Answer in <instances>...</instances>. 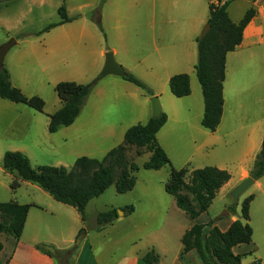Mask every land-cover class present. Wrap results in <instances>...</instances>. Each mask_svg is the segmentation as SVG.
I'll use <instances>...</instances> for the list:
<instances>
[{"label":"crops","instance_id":"obj_1","mask_svg":"<svg viewBox=\"0 0 264 264\" xmlns=\"http://www.w3.org/2000/svg\"><path fill=\"white\" fill-rule=\"evenodd\" d=\"M64 1L67 16L71 18V21L52 27L44 33L47 35L45 39H38L44 36L43 34L31 36L23 41V45L34 47L38 44L41 48L39 43L43 42L49 45L50 51L59 46L64 48L65 42H72L74 38L78 43H85V37L92 38L97 35L95 24L87 14L90 17V13L92 15L100 12L99 0ZM62 2L63 0H0V27L4 28L6 33L13 30L32 34L42 33L48 25L60 20L59 18L43 25L52 17L49 11L58 14ZM210 2L211 0H104L99 18L106 34V44L105 47L100 45L94 54L102 58V64H104L105 53L111 51L115 61L126 73L134 72L132 75L141 79L140 81L149 89L151 95L125 79L126 83L122 82L123 80L118 76H106L112 79L110 82L114 83L113 85L117 82L124 87L126 104L129 106L133 104L135 107L133 111L131 107L128 108L126 111L128 115L135 112L142 115L120 124L114 145L100 153L105 154L113 146H117L129 127L135 124H146L152 112L150 97L158 96L161 112L165 113L166 121L156 137L171 165L176 169L186 167L193 170L202 168L200 162L206 160L211 164L210 166L218 169L227 170L230 173V170H234L235 181L232 182L234 176L231 173L230 180L217 193L224 196L229 195L244 178L251 176L254 160L261 149L263 140L264 0H232L227 6L228 16L234 23L240 22L250 8L254 10V15L243 29L240 44L226 55L223 111L220 122L213 132L201 125L204 103L201 86L200 84L199 87L197 86L198 80L194 70L197 62L196 39L200 37L207 24ZM84 9H86L85 13L82 12ZM17 43L20 44L21 40ZM42 50L47 52L46 49ZM102 67L100 69L97 67L95 72L100 71ZM136 69L142 74L139 75L134 71ZM180 73L188 74L191 92L188 96L177 98L171 94L168 81L172 75ZM6 101L8 100L0 98V123H2L0 142L4 130L10 126V121L6 120L4 123L3 119L4 111L9 115V109H11ZM85 109L86 106L81 109L71 125L60 126L54 133L63 127L67 131L75 127L80 116H85ZM85 121L86 126L98 124L95 117L90 115L85 117ZM94 156L92 152H88L79 157L95 159ZM149 157L150 153H148V159ZM163 168H167L169 173L168 166L161 169ZM3 171L12 176L10 182L0 177V187L4 189L9 187L16 177L0 169V173H4ZM24 184L34 188H31L29 194L30 201L18 203L30 205L22 234L19 239H15L0 233V242L3 245L0 261L5 264H59L56 259L37 250V244L53 246L59 250L73 249L66 260H61L64 264H143L141 256L151 249L158 254L159 264H203L194 250L181 254V237L198 219L189 220L187 223L186 215L175 206L174 201L167 210L161 211L162 216L164 214L170 217L171 221L166 223L168 226L166 232L161 233L164 237L159 234L155 239L154 236L149 237V234L154 230H162L158 226L159 220L150 223L149 216L156 203L148 202L146 193L143 194L144 197L138 196L137 192L134 193L136 186L126 193L134 196L127 198L129 203L122 206L132 205L134 207L132 213L118 216L112 223L100 229H92L93 226L88 225L87 206L85 208L86 222H83L75 208L55 201L45 191L46 194L38 193L35 189L41 188L35 184L20 181L19 187ZM142 187L143 190H148L147 186ZM249 195H253L249 205L252 241L249 244L235 246L233 251L235 254L251 252L242 259L243 264H251L256 259L260 261V264H264V175L254 179L247 196ZM140 204L145 209L149 208L142 211L146 217L140 220L143 226H150L145 235L135 232L122 236L121 233L115 232L122 222L135 220L136 215L140 213L138 212ZM111 208L115 207H107V209ZM107 209L93 214L96 216L98 212ZM228 215V210H225L224 218L221 217L214 223L221 231H226L233 221L239 219L236 213L229 218L226 217ZM83 226L87 228V231L79 234ZM172 234L178 241V246L174 252L170 253L163 242L164 238L167 240Z\"/></svg>","mask_w":264,"mask_h":264},{"label":"trees","instance_id":"obj_2","mask_svg":"<svg viewBox=\"0 0 264 264\" xmlns=\"http://www.w3.org/2000/svg\"><path fill=\"white\" fill-rule=\"evenodd\" d=\"M231 1L225 0L219 4L210 2L207 19L210 28L204 37L196 39L197 62L194 70L201 86L204 103L201 125L211 132L217 128L223 111L226 55L240 44L243 29L254 15V10L250 8L240 22H232L227 13V6ZM58 14L60 20L48 25L42 32L71 21L64 5L60 6ZM91 19L100 26L99 12L93 13ZM123 79L151 95L146 86L132 74L127 73ZM168 85L171 94L177 98L188 96L191 92L189 76L186 73L172 75ZM91 87V83L81 84L74 81H60L55 85L54 91L62 106L48 115L50 133L57 131L60 126H69L74 122ZM0 98L43 112L44 101L38 96L27 97L13 86L8 70L4 66L0 68ZM165 121L166 115L161 112L158 117H151L146 124L129 127L122 142L110 149L102 159L79 157L70 169L63 166L33 167L28 157L19 151H6L2 158V167L16 177L10 185L12 190L19 187L20 181L35 184L55 201L75 208L81 220L86 222L85 207L107 188L113 185L118 194H125L134 188L136 184L134 173L139 169L135 158L150 153L149 159L142 167L148 170L169 167V177L164 189L173 198L175 206L184 212L189 220L194 221L208 210L218 191L231 176L226 170L213 166L193 170L186 167L174 168L156 137ZM250 175L253 179L264 175V135ZM252 199L253 195H249L242 201L240 219L233 221L226 231H221L212 221L205 224L193 223L181 237V254L194 250L203 264H243L242 259L251 252L235 254L233 248L252 241L253 231L249 224V205ZM29 208L30 205L14 201L0 202V233L19 239ZM122 211L128 215L134 211V207L127 205ZM228 211L233 212L234 206H229ZM117 218L114 208L98 212L92 229H100ZM86 231L87 228L83 226L79 234ZM2 248L0 242V251ZM36 248L56 259L59 264H64L61 260H66L73 251L59 250L45 244H37ZM141 261L143 264H159V256L154 250H149L141 256ZM0 264L5 263L0 261ZM251 264H260V261L256 259Z\"/></svg>","mask_w":264,"mask_h":264},{"label":"rangeland","instance_id":"obj_3","mask_svg":"<svg viewBox=\"0 0 264 264\" xmlns=\"http://www.w3.org/2000/svg\"><path fill=\"white\" fill-rule=\"evenodd\" d=\"M99 4L100 0L98 3V10L100 11L99 15H101L103 6L99 9ZM62 5L65 6L64 0ZM82 12L85 13L86 9ZM49 13L52 14V17L47 19L43 25L52 23L60 18L58 14H54L50 11ZM87 16L91 19V13L90 17L89 14H87ZM94 24L97 34L95 37H85V43H78L76 38H74L72 42H65L64 48L63 46H59L50 51L48 49L49 45L47 46L43 44V42H38L41 48L38 44H35L34 47L23 45L25 39H29L31 36L44 35L45 32L32 34L29 32H21V30H13L6 33L4 32V28L0 27V45L6 43L10 39H15L16 41L15 45L5 55L3 61V66L10 73V81L12 85L20 89L25 96H38L44 101L43 112H37L24 104L6 101L7 104L11 106V109H9V115L4 111L3 119L4 123H6V120H9L10 126L9 128L6 127V130H4L0 142L1 170H3L1 164L2 158L6 151H19L23 153L28 157L31 165L34 167L63 166L70 169L79 156L85 155L88 152H92L95 155V159H101L106 153L101 154L100 152L105 148L114 145L113 142L115 136L117 137V131L120 124L125 123V121H132V119L139 118L142 115V113L135 112L136 115L133 113L129 116L126 112L128 111V108L131 107L133 111L135 107L133 104L131 106L126 104L125 93L123 94L125 89L123 86L119 85L116 81V85H113L114 83L110 82L112 80L109 79L110 77L97 80V76L101 70L95 72V69L97 67L100 69V67H102L101 65H103V61L102 58H99V56L94 53H96V49L100 45L105 47L106 34L101 22L100 26L96 24V22H94ZM46 36L47 35L40 36L38 39H45ZM18 40H21L20 44L17 43ZM42 49H46L47 52H44ZM134 71L139 73V75L142 74L138 72L137 69ZM127 73L133 74L134 72ZM119 78L123 80L122 82L126 83L124 79L121 77ZM69 80L75 81L76 83L92 84L91 91L83 105V107L86 106V114L85 116L81 115L78 124L68 131L63 127L56 133H50L47 130L48 115L54 113L61 105L60 100L54 91V87L60 81ZM197 86L199 87L198 81ZM146 89L149 90L148 88ZM144 91L147 93L146 90ZM89 115L95 117V121L98 124L95 126L90 124L86 126L85 117H88ZM151 117L152 112L149 115V119ZM1 124L2 123H0V125ZM0 134H2V130H0ZM131 154H133V152H131ZM147 159L148 153H144L140 157L135 158V163L138 165L139 169L134 173L136 178V190L134 193L137 192V195H142V197H144L143 194L146 193V200L148 202L152 201L156 203L152 210V214L149 216L150 223L159 220L160 225L158 226L162 228V230L159 231L153 229L154 231L149 234V237L152 238L154 236L156 239L159 234L164 237V234L161 233L164 231L166 232V229H168L166 223L171 221L170 217L164 216V214L162 216V212L167 210L170 204L174 203L173 198L168 195L164 189V184L169 177L168 169L163 168L159 171L144 169L142 163ZM203 161L204 162H200L203 167L211 165L206 160ZM230 171L234 176L232 179V182H234L236 174L234 170ZM228 173L231 174L230 172ZM0 177L2 180H8L9 182L12 180L10 179L12 176L5 172L0 173ZM30 186L31 185L24 184L15 190H12L10 186L4 189L0 187V202L17 201V203H19L22 201H30L31 197L29 194L31 188H34ZM142 186H147L148 190H143ZM35 190L40 194H46L41 189ZM250 191L251 187L239 197V200L235 205L230 196L231 192L229 195L224 196L216 194L208 210L197 218V222L205 224L212 221L215 223L218 219H221V217L224 218L223 213L225 210H228L229 206H234V211H228L229 215L226 217L229 218L230 215L236 213L240 219L241 203ZM130 196L134 195L130 193H116L113 185L107 188L103 194L98 198H95V200L93 199L90 201L87 205L86 214L88 215V225L90 227L95 225V216L93 213L107 209V207L110 206L115 207L114 209H116V212L119 210L122 212L119 215L120 217L124 216L125 213L122 211V206L129 203L127 202V198ZM142 200L141 204H143ZM141 204L139 205L138 210L140 213L136 215L135 220L122 222L118 225V230L115 232L121 233L122 236H127L129 233L131 234L135 232L145 235L150 226H143L140 224V220L146 217L142 211H146L149 208L145 209ZM186 222H189L188 218ZM173 237L174 234L170 235L167 240L164 238L163 242L164 247H166L167 251L170 253L174 252L178 246V241Z\"/></svg>","mask_w":264,"mask_h":264},{"label":"water","instance_id":"obj_4","mask_svg":"<svg viewBox=\"0 0 264 264\" xmlns=\"http://www.w3.org/2000/svg\"><path fill=\"white\" fill-rule=\"evenodd\" d=\"M104 0H100L99 9L102 8ZM209 25L206 24L201 32L200 37H204L207 31L209 30ZM15 39H10L6 43L0 45V68L3 66L4 57L7 52L15 45ZM126 71L120 66L114 59L113 53L111 51H107L104 55V64L97 76V80H100L108 75L125 77ZM152 117H158L161 114V106L159 102L158 96L150 97ZM254 179L252 177L244 178L230 193V196L233 200V204H237L239 197L253 185ZM122 212L117 211V215L119 216Z\"/></svg>","mask_w":264,"mask_h":264},{"label":"built area","instance_id":"obj_5","mask_svg":"<svg viewBox=\"0 0 264 264\" xmlns=\"http://www.w3.org/2000/svg\"><path fill=\"white\" fill-rule=\"evenodd\" d=\"M225 0H211V3L213 4H219V3H223Z\"/></svg>","mask_w":264,"mask_h":264}]
</instances>
